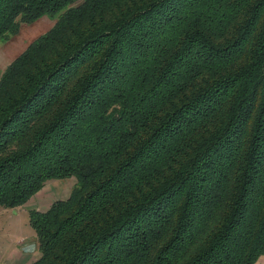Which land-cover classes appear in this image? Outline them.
I'll use <instances>...</instances> for the list:
<instances>
[{"label":"trees","instance_id":"16d2710c","mask_svg":"<svg viewBox=\"0 0 264 264\" xmlns=\"http://www.w3.org/2000/svg\"><path fill=\"white\" fill-rule=\"evenodd\" d=\"M56 15L0 75V210L31 264L264 256V0H0V42Z\"/></svg>","mask_w":264,"mask_h":264},{"label":"rangeland","instance_id":"374dc122","mask_svg":"<svg viewBox=\"0 0 264 264\" xmlns=\"http://www.w3.org/2000/svg\"><path fill=\"white\" fill-rule=\"evenodd\" d=\"M55 18L56 15L44 16L34 23L22 24L15 36L0 42V75L28 45L54 25ZM75 182L74 178L48 181L26 205L0 210V264H31L35 260L38 251L34 231L29 226L28 211L45 212L53 202L65 200ZM32 249L33 253L30 252Z\"/></svg>","mask_w":264,"mask_h":264},{"label":"crops","instance_id":"0c3cea01","mask_svg":"<svg viewBox=\"0 0 264 264\" xmlns=\"http://www.w3.org/2000/svg\"><path fill=\"white\" fill-rule=\"evenodd\" d=\"M33 197H34V196H33ZM30 200H31V199H30ZM30 200H29V201H30ZM29 201H28V202H29ZM28 202H27V203H28ZM27 203H26V204H27ZM26 204H25V205H26ZM29 249H31V248L29 247ZM33 251H34V250L32 249V251H30V252L33 253ZM23 252H24V255L26 256L25 258H27V256H28V255H26L27 253H26L25 251H23ZM255 264H264V256L260 257V258L258 259V261H257Z\"/></svg>","mask_w":264,"mask_h":264}]
</instances>
